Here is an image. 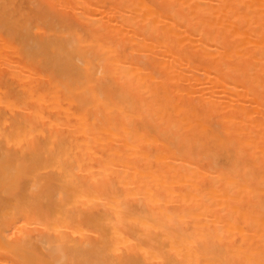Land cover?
<instances>
[{
	"label": "bare ground",
	"instance_id": "1",
	"mask_svg": "<svg viewBox=\"0 0 264 264\" xmlns=\"http://www.w3.org/2000/svg\"><path fill=\"white\" fill-rule=\"evenodd\" d=\"M0 264H264V0H0Z\"/></svg>",
	"mask_w": 264,
	"mask_h": 264
}]
</instances>
